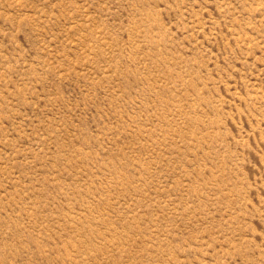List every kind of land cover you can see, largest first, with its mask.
Masks as SVG:
<instances>
[{"label": "rangeland", "instance_id": "374dc122", "mask_svg": "<svg viewBox=\"0 0 264 264\" xmlns=\"http://www.w3.org/2000/svg\"><path fill=\"white\" fill-rule=\"evenodd\" d=\"M0 264H264V0H0Z\"/></svg>", "mask_w": 264, "mask_h": 264}]
</instances>
